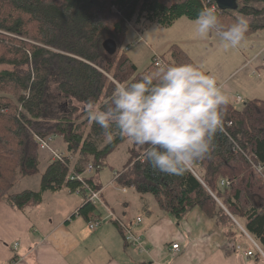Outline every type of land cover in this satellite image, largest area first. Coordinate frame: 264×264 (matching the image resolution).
<instances>
[{"label": "trees", "instance_id": "1", "mask_svg": "<svg viewBox=\"0 0 264 264\" xmlns=\"http://www.w3.org/2000/svg\"><path fill=\"white\" fill-rule=\"evenodd\" d=\"M238 2L243 15L264 13L251 6L264 7V0ZM214 5L209 0H0V67H9L0 69V203L7 198L12 207L23 210L39 205L45 192H58L64 184L74 190L80 187L69 180L65 165L54 162L43 175L39 192L12 194L20 177L40 172L35 134L63 137L69 153L78 156V173L90 165L104 166L128 139L113 128L109 140L87 117V102L103 110L116 82L128 85L168 66L197 65L172 46L171 59L160 57L162 67L156 66L154 56L150 66L139 71L130 50L123 47L129 25L136 21L169 28L184 17L195 21L201 10ZM215 12L222 26L233 14ZM259 30H264V23L250 24L247 34ZM106 40L115 41L118 54L106 51ZM59 100L64 101V112ZM227 118L231 126L226 125ZM223 129L211 154L182 176L153 170L133 144L126 170L117 181L140 194H151L162 211L177 219L196 207L203 209L220 226L249 236L261 249L255 247V253L264 258V183L253 166L264 165V101H248L241 107L229 102L223 107ZM104 142L108 143L102 146ZM222 180L230 185H222ZM96 210L86 201L78 214L90 221Z\"/></svg>", "mask_w": 264, "mask_h": 264}, {"label": "crops", "instance_id": "2", "mask_svg": "<svg viewBox=\"0 0 264 264\" xmlns=\"http://www.w3.org/2000/svg\"><path fill=\"white\" fill-rule=\"evenodd\" d=\"M130 28L131 24L129 31ZM136 31L139 35V31ZM259 31L264 32V30ZM186 41L187 46L182 42L174 43L165 53L154 54L152 59L154 56L171 59V47L178 46L195 64L199 65L190 54L192 50L188 48L193 41ZM263 53L264 46L247 64L253 66L256 57ZM133 63L135 64L134 61ZM148 67L139 71H145ZM207 73L216 78L222 90L226 89L224 92L229 97V102L236 107H241L248 101H264V98L255 97L264 93V75H262L264 59L260 60L253 70L252 75L256 80L247 78L238 82L239 85H243L242 92L245 96L240 93L235 94L227 88L225 83L228 79L220 83L215 74ZM238 97L242 98L240 104L236 102ZM49 137L53 138L55 146L58 144L56 147L59 148L56 149L69 153L68 144L63 137L53 135ZM73 157L76 158L73 161L74 172L82 175L88 189L83 188L80 183V187L76 190L64 184L62 190L58 192H45L43 201L39 205H29L23 210L12 207L7 202V198L0 203V264H264V258L255 253L257 245L249 236L239 235L234 229L235 232L229 231L230 226H220L203 209L196 207L182 219H177L174 215L162 211L154 196L151 209L148 194H140L134 188L117 183L120 196L125 197L122 199L114 193H109V191L114 192L111 191L114 185L109 188L111 180L107 183L103 182L101 171L105 165L95 167L92 173H88L87 168L82 173H78L76 170L78 156L73 155ZM39 159L43 168L39 166L40 172L37 175H40V178L37 187L26 188L18 193L12 190V194L41 190L42 177L55 161L51 152L41 148ZM68 171L69 180L72 182V170L68 169ZM37 175L20 177L18 181ZM122 188H126L127 192H122ZM89 190H102L101 198L105 206H99L101 210L97 206L92 220L87 221L77 213L88 201ZM132 191L138 195L134 192L133 197L127 195ZM111 213L126 222L138 217L143 218L142 223L134 228V232L144 239L150 253H143L126 241L123 230L111 217ZM97 219L102 220V225L98 230L92 231L89 222ZM175 244L180 246L178 251L173 250ZM248 252H252V256L247 257Z\"/></svg>", "mask_w": 264, "mask_h": 264}, {"label": "clouds", "instance_id": "3", "mask_svg": "<svg viewBox=\"0 0 264 264\" xmlns=\"http://www.w3.org/2000/svg\"><path fill=\"white\" fill-rule=\"evenodd\" d=\"M194 24V39L218 32L225 51L239 47L249 29L247 19L239 15L224 29L212 8L201 10ZM228 103L229 97L203 66L179 64L128 85L116 82L103 110L92 101L86 108L109 140L115 128L141 149L153 170L182 176L214 150L215 137L224 130L223 107Z\"/></svg>", "mask_w": 264, "mask_h": 264}, {"label": "rangeland", "instance_id": "4", "mask_svg": "<svg viewBox=\"0 0 264 264\" xmlns=\"http://www.w3.org/2000/svg\"><path fill=\"white\" fill-rule=\"evenodd\" d=\"M251 6L253 8L257 7L258 10H264L263 5L259 3H252ZM238 15L245 17L249 25H261L264 23V13L258 17L253 15L248 17L239 13V11H234L232 18L226 19L223 22V27L225 29L229 28L232 22H236ZM194 28V21L185 18L179 19L172 27L169 28L160 27L156 24H149L146 22L137 23L136 21H133L123 47L130 49L129 55L131 59L138 66L139 70H144L151 63V59L154 54L165 53L168 47L174 43L182 42L187 46L186 40L193 41V44L188 46V48L192 50V53L190 52V54L199 65L202 64L203 70L215 74L220 83L228 79L225 83L227 84L226 87L230 88L235 94L240 93L245 96V94L242 92L243 85H239L238 82L241 80L244 81L247 78L250 80H256L254 79L252 73L259 61L264 59V53L256 57L257 60L253 66L247 63L256 53L260 51L261 48H263L264 32L259 31L258 33L251 35L246 34L245 41H243L239 47L225 51L221 46V38L219 33L214 31L206 39H194ZM136 30L139 31V35L137 34ZM260 33L261 36L259 35ZM3 68L9 67H0V69ZM262 75H264V73ZM225 90L226 89H223L222 91L224 92ZM255 90L256 89H254L253 92H255ZM52 93L54 97L58 96V91L55 89V87H53ZM257 95L258 96L255 97L264 98V93ZM63 104L64 102L62 100L58 101V105L61 106V111L64 112L66 108H62ZM105 144L106 142L101 145L104 146ZM56 146H58V144H56ZM56 146L54 145L55 148H59ZM131 146L132 142L128 140L127 142L120 144L109 155L106 160L105 168L101 171V176L104 183H107L108 180L113 181L115 178L114 173L118 175H120L121 172L124 173L130 158L128 149ZM40 167L43 168V165ZM39 176L37 175L35 177L25 178L18 181L13 189V192L18 193L25 190L26 188L37 187V183L39 182L40 178ZM117 185L118 184L115 182L114 188L111 189V191L114 192L109 191V193H114L115 195L120 196L121 192L118 191L119 189ZM133 192L138 195V193L135 191L129 192L127 195L133 197ZM147 196L150 198L148 201H151L150 208L152 209V200H154V198L149 194ZM121 198L125 199V197Z\"/></svg>", "mask_w": 264, "mask_h": 264}, {"label": "built area", "instance_id": "5", "mask_svg": "<svg viewBox=\"0 0 264 264\" xmlns=\"http://www.w3.org/2000/svg\"><path fill=\"white\" fill-rule=\"evenodd\" d=\"M210 1H213V0H209V2ZM212 9H214L215 11L217 9H219L217 7L216 3L214 6H212ZM155 64L158 67H162L164 65L163 60L158 58V57L155 59ZM236 102H237V104H240L242 102V98L238 97L236 99ZM226 125H228V126L232 125V120L230 118L226 119ZM35 138H36V141L38 142V144L42 150H47V151L51 152L53 161L58 162V163H62L68 169L72 170V174H73L71 177L72 181L80 183V184H82L83 188L85 187L86 189H88V185L86 184L82 175L74 172V169H73L74 157L72 154L65 153L59 149L54 148V143H53L54 140L52 137L43 138L41 136L36 135ZM253 166L257 172L258 178L261 180L262 183H264V165L253 163ZM94 169H95L94 166H89L87 168V172L92 173L94 171ZM118 178H119V175L118 174L115 175L114 181H112L110 183L109 188H112L113 185L115 184V182L118 183V181H117ZM221 184L229 186L230 182L222 180ZM121 191L126 193L127 189L122 188ZM101 193H102V190L101 191L89 190L87 202H90L95 206H105V204L102 202ZM77 215H78V213H77ZM111 217L119 225V227L123 230L125 239L129 244H131L132 246H134L135 248H137L138 250H140L143 253H150L149 248L146 246V242L144 241V239L134 232V228L142 223V221H143L142 217H138L135 220L130 221V222H126V221L118 218L113 213H111ZM101 225H102V220H100V219L89 222V228L92 231L98 230L101 227ZM179 248H180V246L178 244L173 245V250L178 251ZM260 252H261V250H260ZM252 254H253L252 252H248V253H246V256L250 257V256H252Z\"/></svg>", "mask_w": 264, "mask_h": 264}, {"label": "water", "instance_id": "6", "mask_svg": "<svg viewBox=\"0 0 264 264\" xmlns=\"http://www.w3.org/2000/svg\"><path fill=\"white\" fill-rule=\"evenodd\" d=\"M221 11H237L239 9L238 0H213ZM104 48L109 54L117 52V44L113 40H106Z\"/></svg>", "mask_w": 264, "mask_h": 264}, {"label": "bare ground", "instance_id": "7", "mask_svg": "<svg viewBox=\"0 0 264 264\" xmlns=\"http://www.w3.org/2000/svg\"><path fill=\"white\" fill-rule=\"evenodd\" d=\"M258 248V247H257ZM260 248H258V250H259ZM261 250V249H260Z\"/></svg>", "mask_w": 264, "mask_h": 264}]
</instances>
